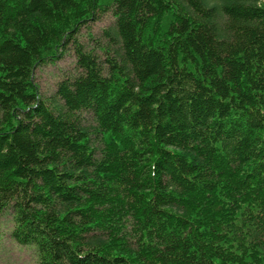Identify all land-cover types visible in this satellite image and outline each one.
<instances>
[{
  "label": "trees",
  "instance_id": "obj_1",
  "mask_svg": "<svg viewBox=\"0 0 264 264\" xmlns=\"http://www.w3.org/2000/svg\"><path fill=\"white\" fill-rule=\"evenodd\" d=\"M4 212L38 264H264V0H0Z\"/></svg>",
  "mask_w": 264,
  "mask_h": 264
},
{
  "label": "rangeland",
  "instance_id": "obj_2",
  "mask_svg": "<svg viewBox=\"0 0 264 264\" xmlns=\"http://www.w3.org/2000/svg\"><path fill=\"white\" fill-rule=\"evenodd\" d=\"M111 13L101 14L97 19L89 21L81 27L77 34L78 41L85 49H93L101 56L99 45L107 43L105 30L113 24ZM75 71V53L72 45H68L64 54L55 62L37 66L34 81L38 85L42 97L52 99L57 83ZM84 123L91 121L87 112L79 114ZM12 226L11 214H0V264H38L35 249L29 245H21L13 241L9 235Z\"/></svg>",
  "mask_w": 264,
  "mask_h": 264
}]
</instances>
